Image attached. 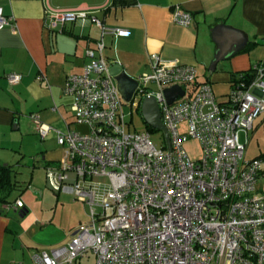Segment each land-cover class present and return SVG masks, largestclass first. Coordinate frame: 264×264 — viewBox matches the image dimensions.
<instances>
[{
  "label": "built area",
  "instance_id": "built-area-1",
  "mask_svg": "<svg viewBox=\"0 0 264 264\" xmlns=\"http://www.w3.org/2000/svg\"><path fill=\"white\" fill-rule=\"evenodd\" d=\"M94 12L44 4L48 32L91 18L100 38L87 48L81 72L67 75L63 85L75 121L86 130L54 129L29 114L41 139L54 130L64 148V158L45 167L48 186L89 205V218L68 231L67 242L34 252L33 264H264V192L256 189L262 159H247L241 138L264 113V59L252 65L250 81L239 74L221 101L209 82L197 80L195 65L153 55L127 102L109 72L103 36L129 31L106 26ZM172 20L188 26L192 15L174 5ZM6 26L14 29L15 18L0 7V28ZM6 78L17 83L21 74ZM173 85L184 94L168 103L164 89ZM150 96L168 135L160 147L144 120L143 129H131L123 109L134 101L141 115ZM188 138L199 141L200 158L188 156ZM101 177L108 183L95 181ZM11 206L24 205L16 199L5 204Z\"/></svg>",
  "mask_w": 264,
  "mask_h": 264
},
{
  "label": "crops",
  "instance_id": "crops-1",
  "mask_svg": "<svg viewBox=\"0 0 264 264\" xmlns=\"http://www.w3.org/2000/svg\"><path fill=\"white\" fill-rule=\"evenodd\" d=\"M45 2L55 8L95 9L94 16L106 26L128 30L127 36L105 34L103 53L109 64L120 63L132 78L150 71L151 58L158 55L166 61L195 65L197 80L209 82L223 101L231 82L264 59V0H134L126 6L113 0H0L3 12L15 18L14 29L0 28V167H10L13 189L8 199L18 189L14 201L21 199L24 205L6 209V203L0 201V264H33L34 252L49 251L68 239L66 227L57 237H41L37 230L49 226L53 219H32L34 123L29 114L38 113L54 129L86 130L75 121L72 98L64 94L63 85L67 75L81 72L86 50L100 38V30L86 18L48 32L42 26ZM174 5L191 13L188 26L172 20ZM223 28L234 31L228 37L230 49L211 70L217 51L213 34ZM10 72L21 74L17 83L6 78ZM241 138L247 139L245 150L255 142V152L246 158L262 159L259 181L264 177V113ZM42 140L39 147L46 180L45 167L61 161L65 152L54 130ZM25 191L30 195L24 196ZM8 201L11 205L14 202ZM86 220L78 219L71 225Z\"/></svg>",
  "mask_w": 264,
  "mask_h": 264
},
{
  "label": "rangeland",
  "instance_id": "rangeland-1",
  "mask_svg": "<svg viewBox=\"0 0 264 264\" xmlns=\"http://www.w3.org/2000/svg\"><path fill=\"white\" fill-rule=\"evenodd\" d=\"M135 108L136 105L134 104V101H132L125 103L123 109L127 120L131 121V129L135 128L141 130L145 127V124L141 115ZM79 129H84V127H80ZM179 129L180 131L185 132L187 129L186 123H181ZM163 138L164 132L161 129H155L151 132L152 141L159 147L162 145ZM42 141L43 140L40 138L34 127H32V219H35L36 217L39 219H53L49 226L43 227L41 230L35 228V230L39 231L41 237L44 238L57 237L60 232L64 231L63 227H66V229L69 228V231L77 225L72 226L71 224H75L78 219L86 220L89 205L74 199L73 195L70 193L61 192L57 194L50 189L46 180H44V168L42 167L43 160L41 159L42 150L39 147V143ZM54 146L57 148L58 144ZM183 147L192 160L198 159L202 155V147L199 141L194 138H188L183 143ZM246 149L245 157L252 155L255 152V142L249 143ZM95 181L105 184L108 183V180L105 177L97 178ZM256 189L264 190V177L257 182ZM40 190L42 191L41 195L39 192ZM18 192V189L14 190L8 200L14 201V197ZM25 192L24 196L30 195L29 192ZM42 247L43 245H39V248ZM90 260L91 259L83 264H90Z\"/></svg>",
  "mask_w": 264,
  "mask_h": 264
},
{
  "label": "water",
  "instance_id": "water-1",
  "mask_svg": "<svg viewBox=\"0 0 264 264\" xmlns=\"http://www.w3.org/2000/svg\"><path fill=\"white\" fill-rule=\"evenodd\" d=\"M231 28H223L216 31L213 35L217 42V51L214 55L213 60L210 63L209 68L214 70L217 63L226 58L227 52L229 51V39L228 37L233 33ZM109 72L114 76L118 90L125 101H130L132 95L137 86L135 78L129 76L123 66L120 63L111 64ZM164 94L168 103H172L177 99L178 96L184 94V90L180 85H173L164 89ZM140 113L143 120L152 128L161 129L166 139H168L167 131L162 124L160 117V110L156 99L152 96L145 97L141 103ZM169 146V143H168Z\"/></svg>",
  "mask_w": 264,
  "mask_h": 264
},
{
  "label": "trees",
  "instance_id": "trees-1",
  "mask_svg": "<svg viewBox=\"0 0 264 264\" xmlns=\"http://www.w3.org/2000/svg\"><path fill=\"white\" fill-rule=\"evenodd\" d=\"M116 5H121V6H126L129 5L131 3L134 2V0H113ZM251 73L249 72V70L245 71V73H243V77L250 81L251 79ZM149 128V130L153 131L155 130L154 128H152L151 126H147ZM10 167L7 166H2L0 167V201H2L3 203H8V195L11 193L12 189H13V185L10 181ZM262 173V171H261Z\"/></svg>",
  "mask_w": 264,
  "mask_h": 264
}]
</instances>
